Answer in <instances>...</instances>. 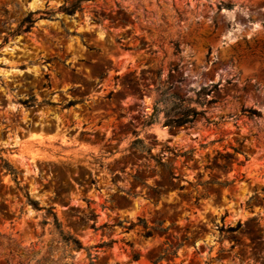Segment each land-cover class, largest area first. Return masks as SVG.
Segmentation results:
<instances>
[{
  "label": "rangeland",
  "instance_id": "obj_1",
  "mask_svg": "<svg viewBox=\"0 0 264 264\" xmlns=\"http://www.w3.org/2000/svg\"><path fill=\"white\" fill-rule=\"evenodd\" d=\"M158 259L264 264V0H0V264Z\"/></svg>",
  "mask_w": 264,
  "mask_h": 264
},
{
  "label": "trees",
  "instance_id": "obj_2",
  "mask_svg": "<svg viewBox=\"0 0 264 264\" xmlns=\"http://www.w3.org/2000/svg\"><path fill=\"white\" fill-rule=\"evenodd\" d=\"M28 22L30 25L27 27V29H29L31 27V24H33L34 21L30 20ZM174 47H175L177 52L180 51L179 46L177 44H175ZM212 88L217 90L218 85H213ZM213 89L209 90L208 87L202 88L201 90L196 92V99L195 100H180L178 98H174L172 100V101H174L173 105L170 108L166 107L165 109L161 110L157 105L154 109V115H153L154 118L153 119L156 120L158 114L161 111H163L164 117H165L164 126L169 127V128H180V127L193 126L194 123H196L200 119H204L207 124L217 125L218 122L211 121L210 119L206 118V112L207 111L205 109L198 111L195 107L190 106V104L192 102H194L195 104H197L201 108H205V106H207V105L215 104L216 100H215V98L212 97V93L214 92ZM242 112L249 119H258L261 117V113L255 111V110H246L245 109ZM29 202L31 203L33 208H37L36 204L33 203V201L29 200ZM122 224H123L122 222H118L115 225L109 226V228H114L116 226L123 227ZM57 228H58L59 235H60L62 241L66 245H68V246L72 245L73 249H75V250L84 249L82 247L81 243L77 239H75L69 235H66L63 231H61V229L58 225H57ZM123 228L127 232H129L135 228V225L130 224L128 227H123ZM231 230L234 231V229H231ZM142 235L144 236V238L153 237L151 230L149 229V227L146 224L143 225ZM113 243H114L113 241H111L109 243H102L99 246H97L96 248H103V247L110 248L113 245ZM132 257H133V260L139 259V255L137 253H132ZM159 261H160V259L155 261L154 264H158Z\"/></svg>",
  "mask_w": 264,
  "mask_h": 264
}]
</instances>
